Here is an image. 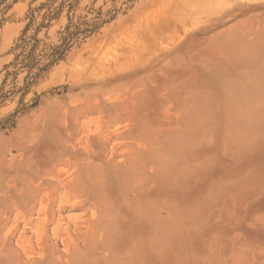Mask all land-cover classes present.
I'll return each mask as SVG.
<instances>
[{
    "label": "rangeland",
    "instance_id": "rangeland-1",
    "mask_svg": "<svg viewBox=\"0 0 264 264\" xmlns=\"http://www.w3.org/2000/svg\"><path fill=\"white\" fill-rule=\"evenodd\" d=\"M0 264H264V0H0Z\"/></svg>",
    "mask_w": 264,
    "mask_h": 264
}]
</instances>
